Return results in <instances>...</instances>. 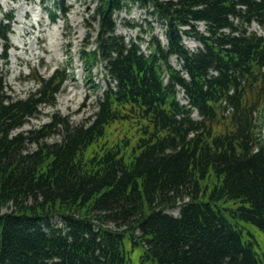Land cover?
Masks as SVG:
<instances>
[{"label": "trees", "instance_id": "obj_1", "mask_svg": "<svg viewBox=\"0 0 264 264\" xmlns=\"http://www.w3.org/2000/svg\"><path fill=\"white\" fill-rule=\"evenodd\" d=\"M134 4L165 23L167 44L148 22L149 54L142 35L117 33L115 14ZM94 19L86 57L108 85L89 123L54 115L13 134L54 104L65 77H40L15 98L0 70V264H264L245 224L264 231V36L249 29L264 28V0H97ZM12 22L0 4V63ZM183 35L201 45L187 48ZM116 122L135 130L105 143Z\"/></svg>", "mask_w": 264, "mask_h": 264}, {"label": "rangeland", "instance_id": "obj_2", "mask_svg": "<svg viewBox=\"0 0 264 264\" xmlns=\"http://www.w3.org/2000/svg\"><path fill=\"white\" fill-rule=\"evenodd\" d=\"M0 4L4 10L13 13L12 33L9 37L11 46L6 62L0 63L6 94L26 98L40 87V77H52L57 71L65 77L54 104H42L38 112L27 118L13 134L35 130L51 122L54 115L69 120L71 124L89 123L93 120L99 110L98 101L108 85L104 65L100 61L89 62L86 57V53L95 48L98 22L94 19V14L97 0H0ZM151 10L150 6L134 4L130 12L123 10L116 13L117 32L124 33L127 39H138V35H142L147 42L150 38L148 22H151L153 32L150 33L157 34L166 44L165 23L151 15ZM125 20L136 25L128 26ZM197 25L200 30H205L204 22ZM251 29L264 34V29L257 23H253ZM146 42L140 41L142 49L147 52ZM184 42L191 48H197L200 44L188 35L184 36ZM171 62L179 67L176 57H172ZM183 97L182 90H179L178 98L183 100ZM194 116L199 117L197 113ZM256 117L264 139V111H258ZM134 130L132 124L116 122L108 128L103 141L112 143L124 136H131ZM60 138L56 131L49 141ZM28 147L35 149L36 145L29 143ZM227 205L231 203L228 202ZM169 212L177 215L179 209ZM245 224L257 240L256 250L264 256V231L255 225ZM127 246L130 250L129 241ZM135 250L131 254L137 263L140 249Z\"/></svg>", "mask_w": 264, "mask_h": 264}, {"label": "bare ground", "instance_id": "obj_3", "mask_svg": "<svg viewBox=\"0 0 264 264\" xmlns=\"http://www.w3.org/2000/svg\"><path fill=\"white\" fill-rule=\"evenodd\" d=\"M40 21V20H39ZM55 33V32H54ZM58 34V33H57ZM22 35V34H21ZM51 35V34H50ZM60 36V35H59Z\"/></svg>", "mask_w": 264, "mask_h": 264}]
</instances>
